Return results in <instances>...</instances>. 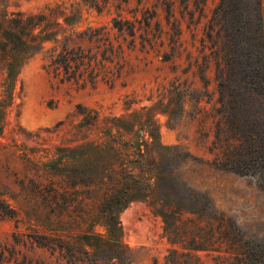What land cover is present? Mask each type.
Returning a JSON list of instances; mask_svg holds the SVG:
<instances>
[{"label":"rangeland","instance_id":"rangeland-1","mask_svg":"<svg viewBox=\"0 0 264 264\" xmlns=\"http://www.w3.org/2000/svg\"><path fill=\"white\" fill-rule=\"evenodd\" d=\"M94 1L97 9L85 0H0L8 13L28 16L57 5L74 13V29L104 26L124 59L113 83L94 86L48 72L46 47L18 71L0 131V264H87L39 242L45 236L73 242L97 219L96 200L108 181L103 167L89 173L83 156L58 164L55 149L77 154V145L104 137L111 118H120L125 131L149 129L160 170L171 172L168 191L163 181L118 212L123 258L117 264H264V171L255 160L245 174L221 169L217 150L209 149L217 98L212 57L221 39L217 29L210 40L203 30L220 0H169V21L180 28L174 49L164 0ZM145 9L156 11L148 33L137 29ZM261 9L264 26V0ZM117 15L134 23V36L111 28ZM2 77L0 69V83ZM107 258L100 264H111Z\"/></svg>","mask_w":264,"mask_h":264},{"label":"trees","instance_id":"trees-1","mask_svg":"<svg viewBox=\"0 0 264 264\" xmlns=\"http://www.w3.org/2000/svg\"><path fill=\"white\" fill-rule=\"evenodd\" d=\"M85 1L97 9L94 0ZM169 3V0L163 1L165 23L170 24V32L166 33L170 48L174 49L180 28L174 20L169 21L173 16ZM186 8L183 10L191 19L192 14ZM46 10L28 16L0 10V69L3 72L0 131L18 71L44 47L47 53L44 67L60 81L82 87L94 86L98 81L113 83L120 75L124 64L123 49L120 43L114 45L109 40L104 26L74 29L73 12L66 14L57 5ZM155 16L154 9H145L137 19V29L144 26L142 30L148 33ZM110 23L118 33L135 34L134 23L119 15L112 17ZM154 23L155 30H158L160 23L157 20ZM205 27L203 32L208 40L216 29V35L221 39L212 57L217 98L211 112L215 122L209 149L217 150L215 162L221 169L245 174L251 172L248 166L251 160H255L258 172L264 171V26L261 0H220ZM162 55L163 60L168 59L166 52ZM199 77L207 86L205 76ZM196 100L199 102V98ZM107 124L104 137L77 145V154L66 155L71 149L65 146L55 149L58 164L65 165L69 160L83 156L89 164V173L98 166L103 167L104 177L108 180L103 195L96 200L97 219L87 222L85 230L72 236L73 242L60 236H45L39 242L43 247L58 248L68 261L75 258L87 264H100L110 256L111 264L120 263L123 255L118 212L132 200L146 199L160 189L163 181L169 190L171 172L160 170L150 149L155 141L154 134L149 129L125 131L120 118L108 119ZM128 132L131 136H127ZM162 190L159 191L161 198L166 196ZM96 225L104 231H96Z\"/></svg>","mask_w":264,"mask_h":264}]
</instances>
